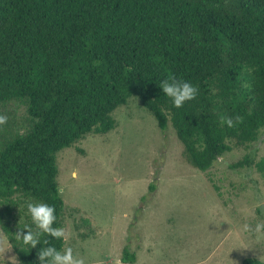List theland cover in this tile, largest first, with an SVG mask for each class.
<instances>
[{"label": "trees", "instance_id": "16d2710c", "mask_svg": "<svg viewBox=\"0 0 264 264\" xmlns=\"http://www.w3.org/2000/svg\"><path fill=\"white\" fill-rule=\"evenodd\" d=\"M172 75L199 88L181 108L159 87ZM133 97L162 132L172 124L201 172L250 148L264 132V0H0V116L26 107L0 131V228L21 264H38V248L17 235L27 202L52 205L64 226L57 154L115 130L114 112ZM252 164L247 154L231 168ZM136 261L125 247L122 264Z\"/></svg>", "mask_w": 264, "mask_h": 264}, {"label": "rangeland", "instance_id": "374dc122", "mask_svg": "<svg viewBox=\"0 0 264 264\" xmlns=\"http://www.w3.org/2000/svg\"><path fill=\"white\" fill-rule=\"evenodd\" d=\"M9 111L0 131L26 117L25 106ZM113 116L115 130L89 134L57 154L70 233L64 247L84 264H122L125 247L136 253L135 264L264 262V234L242 228L264 222V172L258 166L264 132L250 148H236L201 172L188 161L172 124L162 132L138 98ZM247 154L250 167L231 168ZM0 264H21L1 228Z\"/></svg>", "mask_w": 264, "mask_h": 264}, {"label": "clouds", "instance_id": "9594fccd", "mask_svg": "<svg viewBox=\"0 0 264 264\" xmlns=\"http://www.w3.org/2000/svg\"><path fill=\"white\" fill-rule=\"evenodd\" d=\"M163 95L170 99L174 108H181L186 102L196 98L199 92L197 85L192 82L177 78L175 75L163 79L159 83ZM6 121L5 116H0V124ZM241 121L240 116L221 117V123L233 127ZM27 214L30 217V224L23 229L26 232L17 234L24 244L31 249L38 248V264H84L82 258L77 257L71 247L57 248L49 244L47 239L41 240L42 235L50 236L53 239L67 241L70 233L65 226H57L55 208L45 202H27ZM244 231H254L256 234H264V222H257L254 227L245 223L242 226ZM43 245V246H41Z\"/></svg>", "mask_w": 264, "mask_h": 264}]
</instances>
